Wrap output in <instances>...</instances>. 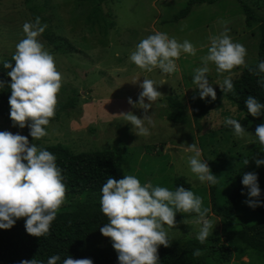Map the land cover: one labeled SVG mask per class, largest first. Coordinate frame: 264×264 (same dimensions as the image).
<instances>
[{"label":"rangeland","instance_id":"rangeland-1","mask_svg":"<svg viewBox=\"0 0 264 264\" xmlns=\"http://www.w3.org/2000/svg\"><path fill=\"white\" fill-rule=\"evenodd\" d=\"M188 1L107 0L104 4L106 11L101 8V16L98 14L94 17L87 6L92 4L83 3L85 7H82L76 0H0V61L6 56H13L17 43L25 38L23 24L35 22L37 17L41 25H47L44 32L73 46H64L60 53L54 54L43 34L38 38L54 56L57 69L63 75L57 104V108L63 110L58 120L49 124L47 135L33 140L36 146L44 148L61 144L73 153L123 148L121 161L124 175H135L142 184L151 181L153 186L169 190H174L176 178H184L194 190L203 184L208 189L207 182H200L188 164V157L192 153L185 152L183 146L193 143L201 150V159L207 161L210 170L217 172L224 162L232 166L230 170L235 173L244 175L251 172L253 154L252 157L240 159L247 156L245 153L248 150L255 153L256 147L261 149L255 137V128L264 123V119L258 123L248 122L237 105L221 97L214 108L196 123L189 113L191 107L188 102L191 94L199 93L192 78L194 70L202 66L201 57L207 54L209 37L218 35L225 26L233 42L247 49V67L256 64L261 30L255 24L247 27L240 8L241 2L252 6L255 18L258 14L263 19L264 0H217L212 4H197L186 17L174 21L173 17ZM222 22L227 23L224 25ZM158 31L179 42L188 40L197 49L195 56L182 53L176 61L178 70L166 74L167 77L160 69H154L151 73L143 71L129 59L142 39ZM244 68L234 69L232 79L237 78ZM209 69V83L213 89H219L229 74H218L212 63H209ZM161 76L162 82H166L163 85L159 80ZM144 78L154 80L163 97L148 110V115L155 122V127H152L145 121V127L151 134L136 136V130L118 114L126 110V113L132 112L143 118V110L131 105L132 110L129 109L125 100L131 97L133 103L138 101L142 91L139 84ZM135 80L138 81L133 84ZM173 95L188 106L190 117L183 124L165 120L167 97ZM226 118L238 120L252 136L236 137L234 129L224 124ZM25 129L13 127L12 121L0 119V131L26 137ZM237 153L240 154L238 157ZM245 160H249L247 165ZM206 201L208 203L203 207L210 209L208 198ZM207 218L214 225L211 235L220 240V245L226 244L219 218L211 211ZM195 219L196 214L176 221L174 229L165 226L169 240L196 238L201 225L196 224ZM232 251L234 257L228 262L220 261L217 255L211 258L210 255L208 259L211 264H262L255 256L258 254L253 251L254 257L250 263L248 255L237 258V249Z\"/></svg>","mask_w":264,"mask_h":264},{"label":"clouds","instance_id":"clouds-1","mask_svg":"<svg viewBox=\"0 0 264 264\" xmlns=\"http://www.w3.org/2000/svg\"><path fill=\"white\" fill-rule=\"evenodd\" d=\"M226 25L227 22H222ZM47 25H41L40 18L35 22H25V38L16 45L12 62L5 61L3 68L8 69L7 76L11 91L8 100L9 117L13 127L29 128L33 140L47 135L46 127L55 117L58 94L63 85V75L58 71L55 58L39 37ZM207 54L201 57L202 66L194 70L192 82L199 89V98L210 97L216 100V92L209 83V63L216 67L218 74L228 73L219 85L221 91L234 93L232 82L233 70L247 67V49L238 42H233L229 29L225 26L218 35L209 37ZM196 47L184 40L177 41L163 32H156L142 39L130 54V61L139 69L151 73L160 69L164 74H173L178 70L176 61L182 53L195 56ZM251 71V69H249ZM257 74L264 73V60L257 65ZM135 80L133 84L137 83ZM166 82H162L161 85ZM264 87V81H258ZM5 82L0 81V89ZM142 91L138 101L133 103L129 97L127 103L133 108L143 110V118L132 112L118 116L136 130V136H149L145 127H155V122L148 110L163 95L157 90L154 80L144 78L139 84ZM145 100L148 102L145 103ZM247 113L253 118L261 116L264 104L253 96L245 100ZM224 124L234 129L239 138L252 136L236 119L226 118ZM255 137L264 150V123L255 128ZM183 146V145H181ZM188 157L190 170L200 182L210 185L218 183L217 176L211 173L207 161L201 159L202 152L195 143L183 146ZM249 160H245L247 165ZM257 167L264 165V159H255ZM242 185L247 189L249 199L245 203L250 208L262 207L261 190L257 174L249 172L243 175ZM67 188L63 182L62 170L56 164V156L48 150L29 143L27 137L19 133L0 131V229H11L17 220L24 219L25 231L33 237L50 234L52 222L66 203ZM100 210L107 218V223L100 228L103 237L109 238L112 248L117 253L118 264H160L158 249L169 248L168 229L176 227V214L195 213V223L201 225L196 239L204 244L212 234L213 222L207 218L210 209L203 207V200L191 190L178 186L175 190L153 186L152 182L141 183L135 175H124L122 179L109 177L102 186ZM184 223V221H182ZM193 257L203 255L200 249L192 253ZM59 255L48 258L47 264H58ZM20 264H43L35 258L21 260ZM62 264H93L91 259H63Z\"/></svg>","mask_w":264,"mask_h":264},{"label":"trees","instance_id":"trees-1","mask_svg":"<svg viewBox=\"0 0 264 264\" xmlns=\"http://www.w3.org/2000/svg\"><path fill=\"white\" fill-rule=\"evenodd\" d=\"M76 1L82 7H85L83 3L92 4L87 6L91 9V14L94 17L100 15L99 12L102 13L101 5H106L107 2V0ZM216 1L189 0L173 17V20L177 21L186 17L194 5L212 4ZM241 3L240 11L245 15L247 27L255 24L261 30L258 59L256 64L244 68L237 78L232 79L234 93L221 91L220 88L214 89L216 92L215 101H211L210 97L201 100L199 93L190 95L189 113L196 123L214 108L216 101L221 97L237 105L248 122L258 123L264 119V113L258 118H253L247 113L245 107V100L248 96H253L258 102L264 104V87L258 83V81H264V73L257 74V65L264 60V18L261 19L258 14L255 18L251 10L253 7ZM43 36L47 39L48 45L52 48L51 52L54 54L60 53L64 46L73 47L48 32H44ZM5 61L14 63L11 55L0 61V81L5 82V87L0 89V119L4 122H11L8 104L11 91L7 87L11 81L7 76L9 70L3 68ZM163 75L167 77L169 74ZM162 76L159 78L160 82L163 80ZM167 98L168 109H166L167 115H164L165 120L174 124L185 123L190 117L188 106L175 95ZM128 107L132 110L130 105ZM62 110L60 107H56L55 117L51 119L50 123L58 120ZM121 119L124 120L123 117ZM25 135L29 143L37 145L32 141L28 127L25 129ZM43 149L56 156V164L62 170L63 182L67 188L66 203L57 213L56 219L52 222L50 234L47 236L37 238L28 235L25 231L24 219L17 220L11 229H0V264H20L21 260L33 258L47 264L48 258L52 255L60 256L58 264H62L63 259L67 256L74 259H91L93 264H118L117 253L112 248L110 239L103 237L100 233V228L107 223V218L100 210V199L102 186L109 177L119 180L124 176V167H122L121 161L123 148L114 147L109 150L73 153L61 144H56ZM255 149L257 150L255 153H253L254 150H248L245 153L247 156H243L240 160L246 159L248 156L252 157L253 154L254 163L251 172L257 174L261 190L260 200L264 204V165L257 167L255 164V159H264V150L258 147ZM239 155L237 153L236 157ZM231 167L223 162L219 165L217 172L211 169V173L217 176L218 183L215 185L207 183L208 189L203 184L194 190L184 178L174 180V190L178 186L191 190L196 196L202 198L203 205L208 203L206 201L208 198L211 213L219 218L222 224V234L226 244L220 245V240L213 235H210L204 244H201L196 238L177 239L171 242L169 248L159 247L160 264H211V260L208 259L210 255V258L217 255L220 261L228 262L234 257L232 249H237V258L248 255L249 263L250 259L254 257L251 253L253 251L258 254L255 255L256 258L264 264V206L253 209L245 203L249 197L247 189L242 185L243 174L233 172L230 170ZM223 171L228 172L222 173ZM194 215L195 213L178 212L175 219L179 221ZM196 249H200L203 255L193 257L192 253Z\"/></svg>","mask_w":264,"mask_h":264},{"label":"water","instance_id":"water-1","mask_svg":"<svg viewBox=\"0 0 264 264\" xmlns=\"http://www.w3.org/2000/svg\"><path fill=\"white\" fill-rule=\"evenodd\" d=\"M101 8L103 9L104 12L106 11L104 4L101 5Z\"/></svg>","mask_w":264,"mask_h":264},{"label":"crops","instance_id":"crops-1","mask_svg":"<svg viewBox=\"0 0 264 264\" xmlns=\"http://www.w3.org/2000/svg\"><path fill=\"white\" fill-rule=\"evenodd\" d=\"M120 113H126V110H122Z\"/></svg>","mask_w":264,"mask_h":264}]
</instances>
